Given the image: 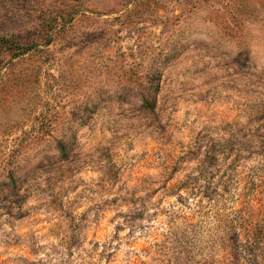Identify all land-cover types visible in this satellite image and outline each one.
<instances>
[{"label":"rangeland","instance_id":"374dc122","mask_svg":"<svg viewBox=\"0 0 264 264\" xmlns=\"http://www.w3.org/2000/svg\"><path fill=\"white\" fill-rule=\"evenodd\" d=\"M263 132L264 0H0V264H264Z\"/></svg>","mask_w":264,"mask_h":264},{"label":"trees","instance_id":"16d2710c","mask_svg":"<svg viewBox=\"0 0 264 264\" xmlns=\"http://www.w3.org/2000/svg\"><path fill=\"white\" fill-rule=\"evenodd\" d=\"M6 43H8V46L14 47L16 50H19L22 55H24L27 51H31L32 48L28 46H19L16 42H13L11 40H6ZM262 140L259 143H256V145H250L249 150H256L257 152L263 153L264 155V132L263 136L260 135ZM191 150V154H196V152H199V148H193ZM233 149V150H232ZM235 149V144L232 143V140L230 139L228 143L218 150L217 148H209L205 154H204V160H201L199 162L198 166V172L200 176H203L205 173H208L210 166L213 163H217L218 159L220 158L221 155H225L226 153L229 154L232 153ZM226 157V156H224ZM226 159V158H225ZM236 162V161H233ZM261 174L262 176V183L263 185H260L261 183H257V180H260L258 177L253 176L251 177L250 181V188L248 189L247 192L244 193V198L240 200L241 204V209L237 212L236 216L233 217V219L229 222L232 224L235 228V237L236 240L239 241L238 239L240 238L242 232L241 231H236V229H244L243 233L244 236L246 237V240L248 242L247 245L241 246V248L249 253L250 257L257 258L259 257L258 253H264V203L263 205L259 208L256 209L252 204L253 202L257 201L256 195H258L261 191L264 193V167L262 169L257 170L256 172L253 173V175H258ZM200 180V177H196L194 181ZM195 185V184H194ZM194 188L191 183H186L185 188ZM207 196L201 195L202 199L206 198V201L210 202V204L215 203L216 198L223 195L219 194H211L208 191L203 192ZM260 198L258 199V202H260ZM239 247V246H238ZM252 255V256H251Z\"/></svg>","mask_w":264,"mask_h":264},{"label":"clouds","instance_id":"9594fccd","mask_svg":"<svg viewBox=\"0 0 264 264\" xmlns=\"http://www.w3.org/2000/svg\"><path fill=\"white\" fill-rule=\"evenodd\" d=\"M162 48H163V45H162ZM236 51H238V49ZM162 55H163V52H161V56ZM233 55H235V52H230L229 53V58H231ZM165 66H166V62H165ZM161 74H163V73H161ZM121 210L122 211H127V209H121ZM80 211H83V209H80ZM109 215H112V213H110ZM116 223H121V221L120 220H117ZM109 231H112V229H109Z\"/></svg>","mask_w":264,"mask_h":264}]
</instances>
